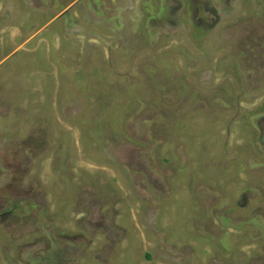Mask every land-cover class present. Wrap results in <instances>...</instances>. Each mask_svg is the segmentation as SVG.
<instances>
[{"label":"rangeland","instance_id":"1","mask_svg":"<svg viewBox=\"0 0 264 264\" xmlns=\"http://www.w3.org/2000/svg\"><path fill=\"white\" fill-rule=\"evenodd\" d=\"M0 264H264V0H0Z\"/></svg>","mask_w":264,"mask_h":264},{"label":"flooded vegetation","instance_id":"2","mask_svg":"<svg viewBox=\"0 0 264 264\" xmlns=\"http://www.w3.org/2000/svg\"><path fill=\"white\" fill-rule=\"evenodd\" d=\"M205 4H206V3H203L202 5H199V6H200L202 9H204V8H205ZM206 5H207V4H206ZM199 6H198V7H199ZM173 8H174V6H173ZM170 9H171V8H170ZM170 9L167 8V15L170 13V11H171ZM168 19H169V16H168Z\"/></svg>","mask_w":264,"mask_h":264}]
</instances>
